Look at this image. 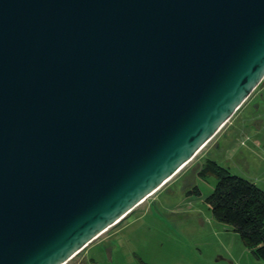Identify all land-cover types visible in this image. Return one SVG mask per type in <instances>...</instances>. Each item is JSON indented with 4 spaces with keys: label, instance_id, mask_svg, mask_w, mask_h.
Listing matches in <instances>:
<instances>
[{
    "label": "water",
    "instance_id": "95a60500",
    "mask_svg": "<svg viewBox=\"0 0 264 264\" xmlns=\"http://www.w3.org/2000/svg\"><path fill=\"white\" fill-rule=\"evenodd\" d=\"M264 79V0H0V264H66Z\"/></svg>",
    "mask_w": 264,
    "mask_h": 264
},
{
    "label": "rangeland",
    "instance_id": "374dc122",
    "mask_svg": "<svg viewBox=\"0 0 264 264\" xmlns=\"http://www.w3.org/2000/svg\"><path fill=\"white\" fill-rule=\"evenodd\" d=\"M260 84L185 167L66 264H264L252 256L237 233L212 218L206 198L216 179L198 175L229 122L240 124L259 110V99L252 100ZM262 134L259 147L251 153L264 160V129ZM246 141L242 139L241 144ZM259 164L256 157L247 171L240 167L233 172L264 191V161Z\"/></svg>",
    "mask_w": 264,
    "mask_h": 264
},
{
    "label": "trees",
    "instance_id": "16d2710c",
    "mask_svg": "<svg viewBox=\"0 0 264 264\" xmlns=\"http://www.w3.org/2000/svg\"><path fill=\"white\" fill-rule=\"evenodd\" d=\"M198 175L216 179L206 198L213 219L229 226L250 253L264 263V191L212 160L206 161Z\"/></svg>",
    "mask_w": 264,
    "mask_h": 264
},
{
    "label": "crops",
    "instance_id": "0c3cea01",
    "mask_svg": "<svg viewBox=\"0 0 264 264\" xmlns=\"http://www.w3.org/2000/svg\"><path fill=\"white\" fill-rule=\"evenodd\" d=\"M258 99H259L258 102L259 104L257 108L262 111V108H264V81L260 84L252 102L255 103ZM258 111L253 112L252 114L250 113L249 117H247L244 120V122L240 124L236 125L235 121L229 122L230 125L224 131L222 137H220V139L216 143V146L214 148L215 152L210 153L209 156H206V160H212L216 162L220 166L228 169L229 172L232 173L233 175L239 177L240 175L233 172V169L236 168L240 171L242 170L240 167H242L243 170L246 168L245 171H247L251 163L252 164L255 163L256 157L260 158L259 167H261V164L263 163L264 160L261 158L260 154L255 156L254 154L252 155L251 153V151H253L256 147H259L261 140H263L262 133L264 129V117H262V115H264V112L258 113ZM242 139L247 140L244 145L241 144ZM89 246L90 245H88L85 249H87ZM84 256L85 253L81 257L82 260L85 259Z\"/></svg>",
    "mask_w": 264,
    "mask_h": 264
},
{
    "label": "bare ground",
    "instance_id": "6f19581e",
    "mask_svg": "<svg viewBox=\"0 0 264 264\" xmlns=\"http://www.w3.org/2000/svg\"><path fill=\"white\" fill-rule=\"evenodd\" d=\"M200 151H201V150H200ZM200 151H199V152H200ZM199 152H198V153H199ZM198 153H197V154H198ZM197 154H196V155H197ZM185 166H186V165H185ZM185 166H184V167H185ZM181 169H182V168H181ZM179 171H180V170H179ZM177 173H178V172H177ZM177 173H176V174H177ZM168 181H169V180H168ZM168 181H167V182H168ZM167 182H166V183H167ZM162 186H163V185H162ZM162 186H161V187H162ZM161 187H160V188H161ZM160 188H159V189H160ZM159 189H158V190H159ZM158 190H156V191H158ZM154 193H155V192H154ZM141 205H142V204H141Z\"/></svg>",
    "mask_w": 264,
    "mask_h": 264
}]
</instances>
